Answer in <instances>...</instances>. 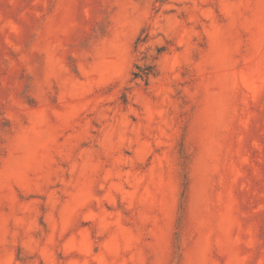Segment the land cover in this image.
I'll return each mask as SVG.
<instances>
[{
    "label": "rangeland",
    "instance_id": "374dc122",
    "mask_svg": "<svg viewBox=\"0 0 264 264\" xmlns=\"http://www.w3.org/2000/svg\"><path fill=\"white\" fill-rule=\"evenodd\" d=\"M0 264H264V0H0Z\"/></svg>",
    "mask_w": 264,
    "mask_h": 264
}]
</instances>
